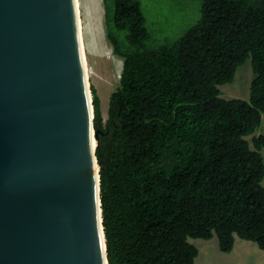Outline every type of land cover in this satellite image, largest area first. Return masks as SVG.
I'll list each match as a JSON object with an SVG mask.
<instances>
[{"label":"trees","instance_id":"16d2710c","mask_svg":"<svg viewBox=\"0 0 264 264\" xmlns=\"http://www.w3.org/2000/svg\"><path fill=\"white\" fill-rule=\"evenodd\" d=\"M200 21L151 43L142 0H103L123 58L107 118L92 89L108 264H195L189 238L264 249V0H200ZM250 59V100L220 85ZM249 135L251 137L247 138Z\"/></svg>","mask_w":264,"mask_h":264},{"label":"water","instance_id":"95a60500","mask_svg":"<svg viewBox=\"0 0 264 264\" xmlns=\"http://www.w3.org/2000/svg\"><path fill=\"white\" fill-rule=\"evenodd\" d=\"M78 0H0V264H108Z\"/></svg>","mask_w":264,"mask_h":264},{"label":"rangeland","instance_id":"374dc122","mask_svg":"<svg viewBox=\"0 0 264 264\" xmlns=\"http://www.w3.org/2000/svg\"><path fill=\"white\" fill-rule=\"evenodd\" d=\"M146 14L151 16L148 28L151 43L157 45L173 43L201 19L200 0H142ZM83 40V51L87 65L88 83L97 92L104 119L110 94L119 85L123 58L113 52L104 26L103 0H78ZM253 70L250 59L240 64L231 82L220 85L221 96L226 99L250 100V86ZM264 134V112L261 124L253 135ZM249 135L247 138L251 137ZM264 155V148L261 150ZM264 186V179L262 181ZM199 252L196 264H264V249L256 242L236 238V245L230 252L219 248L217 236L210 239L189 238Z\"/></svg>","mask_w":264,"mask_h":264},{"label":"crops","instance_id":"0c3cea01","mask_svg":"<svg viewBox=\"0 0 264 264\" xmlns=\"http://www.w3.org/2000/svg\"><path fill=\"white\" fill-rule=\"evenodd\" d=\"M236 238H237V237H236ZM236 238H235V243H234L235 245H236ZM235 245H234V247H235ZM231 252H232V251H231ZM196 263H197V261L195 262V264H196Z\"/></svg>","mask_w":264,"mask_h":264},{"label":"bare ground","instance_id":"6f19581e","mask_svg":"<svg viewBox=\"0 0 264 264\" xmlns=\"http://www.w3.org/2000/svg\"><path fill=\"white\" fill-rule=\"evenodd\" d=\"M83 41V40H82ZM82 44H83V42H82ZM83 49H84V47H83ZM84 52V51H83ZM86 67H87V65H86ZM87 69V68H86ZM86 72H87V70H86ZM87 77H88V75H87Z\"/></svg>","mask_w":264,"mask_h":264}]
</instances>
